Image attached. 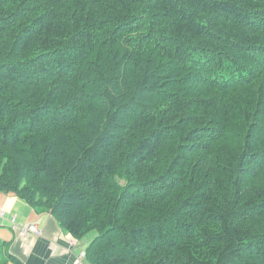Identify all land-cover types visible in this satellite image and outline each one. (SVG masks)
<instances>
[{
  "label": "trees",
  "instance_id": "1",
  "mask_svg": "<svg viewBox=\"0 0 264 264\" xmlns=\"http://www.w3.org/2000/svg\"><path fill=\"white\" fill-rule=\"evenodd\" d=\"M0 192L90 264H264V0H0Z\"/></svg>",
  "mask_w": 264,
  "mask_h": 264
},
{
  "label": "crops",
  "instance_id": "2",
  "mask_svg": "<svg viewBox=\"0 0 264 264\" xmlns=\"http://www.w3.org/2000/svg\"><path fill=\"white\" fill-rule=\"evenodd\" d=\"M9 201L10 210L0 208V247L10 255L22 264H90L84 250L92 235L75 239L50 213L37 212L25 200L0 192V203ZM25 223L36 224L41 233L22 232Z\"/></svg>",
  "mask_w": 264,
  "mask_h": 264
},
{
  "label": "built area",
  "instance_id": "3",
  "mask_svg": "<svg viewBox=\"0 0 264 264\" xmlns=\"http://www.w3.org/2000/svg\"><path fill=\"white\" fill-rule=\"evenodd\" d=\"M14 217L11 218V221L14 222ZM22 232H27V231H34L36 234H40L41 230L36 226L34 223H25L20 226Z\"/></svg>",
  "mask_w": 264,
  "mask_h": 264
},
{
  "label": "clouds",
  "instance_id": "4",
  "mask_svg": "<svg viewBox=\"0 0 264 264\" xmlns=\"http://www.w3.org/2000/svg\"><path fill=\"white\" fill-rule=\"evenodd\" d=\"M0 208H3L5 211L10 210V201L9 202H4V203H0Z\"/></svg>",
  "mask_w": 264,
  "mask_h": 264
},
{
  "label": "rangeland",
  "instance_id": "5",
  "mask_svg": "<svg viewBox=\"0 0 264 264\" xmlns=\"http://www.w3.org/2000/svg\"><path fill=\"white\" fill-rule=\"evenodd\" d=\"M13 217V216H12Z\"/></svg>",
  "mask_w": 264,
  "mask_h": 264
}]
</instances>
